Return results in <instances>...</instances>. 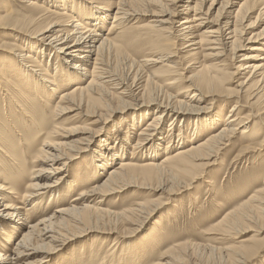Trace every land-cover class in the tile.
I'll list each match as a JSON object with an SVG mask.
<instances>
[{
	"label": "bare ground",
	"instance_id": "6f19581e",
	"mask_svg": "<svg viewBox=\"0 0 264 264\" xmlns=\"http://www.w3.org/2000/svg\"><path fill=\"white\" fill-rule=\"evenodd\" d=\"M12 1H18L23 8L17 9V5ZM176 1L183 2L180 5L181 9L178 5L173 7L174 9L169 8L170 4ZM206 2L207 0H0V63L2 70L5 67V72L13 75L19 83L18 85L10 82L5 73L0 72V110L6 114L5 119L0 111L1 116L6 120L0 121V155L2 154L8 159L0 160V228L5 224L4 226L10 232L14 231L13 236L7 241L9 244L14 237H17L15 246L8 247L4 254L0 253V264H42L48 257L46 253L59 247L64 248L68 241L75 240L76 238L72 234L90 232L91 226L89 225L100 224V222L95 223L94 221H101L104 214L109 217L115 214L86 203L85 200L88 197H92L95 201L96 197L93 198V196L99 195L101 199L97 202L101 203L104 196L121 192L130 185L141 188L148 187L155 191L162 189L163 192L168 189L171 191L168 192L169 195L176 191L188 190L193 180L198 179L197 175L200 171L213 166L222 146L231 142L232 137L239 132H242L250 141V144L241 151L240 156L244 153L264 151V136L260 138L264 129V105H261L264 101V27L249 38H244V35L247 34L246 30L254 28L258 25V21L264 17V0H243L236 11L232 9L236 2L233 0H210V6L205 9L203 6ZM217 5H219L218 8ZM154 7H158V10ZM214 8L217 9L213 12ZM257 11L259 12L254 21H250L251 15ZM111 14H113L111 25L106 33L101 34ZM148 15H152L153 20L137 24L141 19H148L145 18ZM175 16L182 19L178 21L180 22L178 23L179 27L175 31L178 32L184 44L187 43L185 47H203L205 43L208 46L205 51L209 56L210 64L206 65V63L198 61L199 65L195 68L200 69L199 71H194L191 76L177 75L174 65L169 63L175 54L174 48L164 50L158 47L153 49L154 51H147L146 55L138 62L130 60L125 51L123 60L128 63L129 72L133 66H140L139 68L149 66L154 70L151 71L153 76L157 77L162 74L168 77V81L164 83L168 88L174 87L181 81H187L188 85L182 86L178 95L193 92L189 102L175 100L173 95H167L164 100L155 98L153 90L146 89V86L148 87L146 80L144 87L146 96L141 99L140 104L135 105L142 108L150 104L153 106L154 103L157 105V110H149V114H146L148 117L151 115L153 117L149 119L143 131L138 133L139 137L133 147L131 161L123 157L122 152L121 156L117 155L114 150L115 145L113 146L110 142L114 138L115 142L118 139L113 134H108L106 138L101 139L102 143L98 144V149L90 148L91 144L97 143L100 134L106 131L107 119L119 110L129 107L125 96L129 97L135 92L127 91V86H120L125 81L119 80V76L116 77L118 70L109 64L110 59L119 60L122 55L118 52L125 50L124 44L119 43L118 45L111 35L119 29L118 38L122 39V42H126L128 31H124L125 23L128 24L135 20L137 25H133V28L137 27V30L143 32L145 37L161 38L162 45H166L170 41L169 33L172 28L168 24L175 23L172 19ZM244 41L258 43L257 46L251 44L247 47L248 45H245ZM243 48H248L251 51L242 54L243 57L237 66L238 74L244 72L243 74L249 75L244 82L238 84L235 92L240 96H245L244 93L248 94V90L252 86H256L257 92H250L244 100L237 95V100L226 118V123H223L218 132L210 133L203 141L196 140L192 144L185 143L188 142L189 136L187 137V135L189 133L191 139L194 140L201 135H195L201 129L196 130L195 123L191 127L188 125L185 127L184 124H188V121L181 115L190 111H199L196 115H202L201 110L207 108V101L211 100L209 103L216 102V100H212L214 94L228 92V90L220 88L221 84L217 75L214 74V69L218 65H222L219 60L228 52L235 56L236 52L244 50ZM37 52L42 54L38 55ZM68 63L71 64L72 69L71 67L69 69ZM72 82H75L74 87L59 91L61 86L66 88ZM259 83L262 84L259 85ZM138 84L141 88L144 86L143 82ZM126 91L130 95H127ZM39 93L42 96L40 95L37 107L40 108L42 115H38L37 107L33 108L37 102L33 96H30ZM55 95H57L58 101L53 104L50 99ZM115 99L122 103L121 108L113 107ZM201 103L205 104L201 105ZM254 107L257 110H254ZM97 108L110 109L104 114H97L96 120H93L95 124L101 122V126L97 128H90L89 124L86 127L69 126L72 124L71 122L81 116V113L85 119L88 116H94V110ZM83 109H85L84 112ZM77 110L80 111L75 112ZM156 111L160 114H155ZM70 113L74 115L68 117L67 115ZM23 114L27 117L26 121L18 122V116ZM170 114L174 116L173 119H180L182 122L178 127L176 141L183 145L179 144L180 147L171 150L176 143L174 140V143L171 144L174 138L171 136L163 150L165 154L162 161H157V158L162 154L161 141H164L159 126L163 115L169 116ZM257 116L258 119L254 121V117ZM43 117L48 119L47 124L41 122ZM144 119L142 116L141 120L131 121L127 126L128 129L134 130V124L143 123ZM124 120L126 122V119ZM9 121H12V127L18 136L22 137L23 144H25V148L18 149L19 156L14 151L13 146L18 141L12 137L11 126L7 123ZM133 122L136 123L133 124ZM173 122L171 121V125ZM220 123L221 114L214 119L207 118L208 126ZM91 124L93 123L91 122ZM38 125L47 128L46 131L40 133L42 135L40 145H44V147L42 146L44 149L31 150L26 146L29 140L25 138L24 133L16 128H25L27 133H31L36 130ZM182 125L184 127H181ZM77 133L81 136L74 138ZM130 133L129 130L123 132V136L117 144L120 143L123 146L126 142L129 143L127 136ZM56 136L61 137V140H55ZM137 145L138 147H136ZM140 146L143 147V151L145 148L144 154L146 155L148 152L149 157H145L147 159L137 163L135 161L140 156L136 157L135 154L137 155V148ZM89 148L94 152L93 156L96 158L94 162L98 168L97 179L101 178L106 166L117 161L118 165L111 167L106 176L100 179V185L94 186L89 191L90 193L82 191L72 201H68L69 204L64 203L65 206L58 207L51 214L48 204L44 206L41 201L37 200L43 196L46 198V195L52 190L54 182L58 183L63 177L58 180L50 179L65 170L73 157L76 158ZM26 157L29 161H26ZM1 169L11 170L10 174L13 173V176H9L8 173L3 175ZM17 174L28 183L23 185L25 193L20 197L24 200H21L22 202H34L30 208L26 209L13 202L12 198H17L19 192L10 182ZM61 195V191L53 195L50 194L51 203L63 201ZM164 204L166 203L157 200L150 204H140L137 208L128 211L131 216L125 214L122 216L130 220L132 217H137L135 215L137 212L146 210L148 216L144 217L143 221H139L140 224H137V229H139L146 223L144 221L158 212ZM37 208H40L39 212L42 214V218L35 221L30 211ZM138 219L139 217L136 221ZM219 225L223 227V230H220L222 237L239 232L235 238L239 239L243 236L244 238L240 239L236 245L226 247L224 250L219 249L220 255L216 261H211L209 254V258L204 261V264H253L256 257L263 256L264 236L261 237V235L264 233V188H255L249 199L241 203L234 211L226 214L219 221ZM81 226L85 228L80 231ZM92 228L103 230L107 234H112L115 231V228L114 230L100 229L98 225ZM248 232H253V235L247 237ZM0 233L8 235L6 230H0ZM114 246L115 243L112 242L110 251ZM114 248L111 252H107L104 259L106 256L112 257L113 254V259H117L116 246ZM187 250L185 244L176 245L162 253L159 257L160 260L154 264H196V262L192 263L191 258L192 254H197L196 251L190 250L191 256H189ZM104 259L99 264H110L104 262Z\"/></svg>",
	"mask_w": 264,
	"mask_h": 264
},
{
	"label": "rangeland",
	"instance_id": "374dc122",
	"mask_svg": "<svg viewBox=\"0 0 264 264\" xmlns=\"http://www.w3.org/2000/svg\"><path fill=\"white\" fill-rule=\"evenodd\" d=\"M212 1V0H211ZM221 1V0H220ZM235 2V6L232 7L234 11L238 9L240 6V3L243 2V0H233ZM17 6V9H22V5L18 1H12ZM210 0H207L206 4H204V8L207 9L210 6ZM183 2H175L173 4H170L169 8L174 9L176 5L180 6ZM219 5L216 7L218 8ZM174 7V8H173ZM158 7H154V9H157ZM217 8H214L216 11ZM181 9V6L179 7ZM22 12V11H21ZM113 12V11H112ZM259 11L253 13L251 16L250 21H254ZM112 15L109 18L108 23L104 27V31H101V34L106 33L108 31V28L111 25L112 22ZM264 16V15H263ZM145 18H148L146 20L141 19L140 22L137 24H144L151 20H153L152 15L145 16ZM177 18V19H176ZM174 20V26L169 25L170 32V41L166 45H162L161 38H148L145 37L143 32H139L137 30V27L133 28V25H137L135 23V20L130 21L128 24L125 23L124 31H128V34L126 38V42H122V39L118 38V31H116L111 37L114 40V42L122 43L124 44L123 48L125 49L120 50L118 53L122 55L121 58L118 59H111L109 60V64L113 66V68L116 67L115 70L117 71L116 77H118L119 80H124L125 83L120 84V86H127V91L133 90L135 91L133 95H130L129 92H127L128 96L126 97V103L129 107H127L125 110H119L117 113L113 114L111 118L107 119L106 125V131L100 134L99 140L97 143H93L90 145V148L98 149V144L102 143L103 138H106L108 134H113L118 137L117 141L115 142V138L110 141L111 144L115 147V151L117 152L118 156H121V152L123 153V157L129 159L131 161L132 159V151L134 145L138 141V133L143 131V128L147 125L149 119H152L153 115L151 117L146 116V114H149V110H157L156 104L153 103V106L146 105L145 107L139 108V106L135 105L137 103H141V99L144 98V87L146 84V80L148 82V87L146 86V89L153 90V96L155 98H160L159 100H164V98H167V95H173L174 99L177 100H183L184 102H189V99L193 92H188L185 94L178 93L181 91L182 86L188 85L187 81H181L180 83L176 84L174 87L168 88L164 83H166L168 80V77L163 76L160 74V76H153L151 71H154L149 68L141 67L140 66H133L131 69V72H129L130 68L128 66V63H126L123 60V55L126 53L129 55L130 60H136V62L140 61L143 56L146 55V52L149 50H153L156 47L164 50H170L174 48V56L169 60V63L174 65V70H176V74H181L182 76H191L194 71L197 72L200 69L195 68L199 64L198 61H201L203 63H206V65L210 64L209 56L206 55L205 49L208 47L205 43L203 44V47H197L192 46L185 47L186 44H184V41L180 39V35H178V32L175 30H178V21H181L177 16L172 17ZM263 20V21H262ZM262 20L258 21V25H256L254 28H249L246 30V33L244 35V38H249L251 35H254L261 31L264 27V17ZM177 21V22H176ZM260 22V23H259ZM249 23V21H247ZM246 23V24H247ZM167 25V26H168ZM122 28V26L120 25ZM4 30V29H3ZM3 33H6L5 31H1ZM167 34V33H164ZM132 36V37H131ZM1 37V34H0ZM131 37V38H130ZM130 38V39H129ZM246 41H244V44ZM258 42H252V43H246L245 45H248L247 47L251 46L253 44L254 46H257ZM252 45V46H253ZM193 48V49H192ZM244 50H239L236 52V55L233 56V53H227L226 56L221 58L220 64L214 69V74L217 75V79L221 84V89H226L228 92L223 93H217L214 94L212 100H216V102L209 103L211 100L207 101L206 109L201 110L203 113L202 115H196L197 112L190 111L187 114L181 115L183 118H186V121H188V124H184L185 127L188 125L191 127L192 124H196L195 128L196 130L201 129L200 131H197L195 135H199L196 139H191V134L189 133L187 135V140L189 143L192 144L194 141H203L206 139V137L210 133H216L220 130L223 123H226V118L228 117L229 113L231 112V109L234 106L235 101L237 100V97L240 96L235 91L238 88V84L245 81L247 78V75L238 74V68L237 66L240 64V60L243 57V53L251 51L243 48ZM126 51V53H125ZM154 51V50H153ZM187 51V52H186ZM55 52H57L55 50ZM38 55L42 54L37 52ZM117 53V54H118ZM116 54V55H117ZM241 56V57H239ZM236 57V58H234ZM118 60V61H117ZM1 61V60H0ZM117 62V63H116ZM71 63V62H70ZM68 63V67L72 69L71 64ZM139 64H141L139 62ZM134 69V71H133ZM136 69V70H135ZM138 69V70H137ZM141 69V71H140ZM144 69V70H142ZM4 72L5 76L10 79V82L12 83H19L14 78V76L8 74L5 72V67H3L2 70V64L0 63V72ZM122 72V73H121ZM140 72V73H139ZM144 72V73H143ZM123 74V75H122ZM135 74V75H134ZM140 74V75H139ZM144 74V75H141ZM137 75V76H136ZM128 76V77H127ZM147 76H149L147 78ZM135 77V78H134ZM137 77V78H136ZM142 77L141 79H139ZM138 79V80H137ZM135 81V82H133ZM121 82V81H119ZM133 82V83H131ZM139 82H143V87H139ZM262 82V81H261ZM82 83V82H81ZM136 83V85H135ZM10 84V83H9ZM133 84V86H131ZM250 84V83H248ZM262 83H259L261 85ZM75 82H72L69 86L64 88L65 86H61L59 89L60 92L63 90H66L68 88L74 87ZM136 87H135V86ZM138 85V86H137ZM138 87V88H137ZM136 89V90H135ZM256 86H252L248 90V94L244 93L245 96L242 97V100L246 99V96L250 94V92L256 93L257 90ZM264 92V90H263ZM33 93V92H32ZM129 93V94H128ZM147 93V92H146ZM145 93V94H146ZM1 94V91H0ZM156 94V95H155ZM41 93L35 95L31 94L30 96H33L35 98V101L37 102L33 108L39 106L38 102L40 100ZM238 95V96H237ZM42 96V95H41ZM45 96V95H44ZM152 96V95H151ZM162 97V98H161ZM225 97V98H221ZM51 103H55L58 101L57 95H55L53 98H51ZM264 101H262L261 105ZM53 103V104H54ZM205 103H201V105H204ZM113 107L121 108L122 103L118 100L113 101ZM258 108V103H257ZM256 107H254V110H257ZM38 115H42V112L40 108H36ZM110 109L103 108H97L95 109V115L94 116H83V113H81L79 117L70 124L69 126L72 127H86L89 124L90 128H97L101 126V122H98L95 124L93 120H96L95 118L97 114H104L108 112ZM145 110V111H144ZM249 111V109L247 108ZM1 111V110H0ZM80 110H77L75 112H79ZM85 109H83V112ZM6 119V114L1 111ZM0 112V113H1ZM52 112V111H51ZM73 112V113H75ZM73 113H70L69 116L74 115ZM155 114H160L156 111ZM221 114V123L219 125L211 124L210 126L207 125V118L212 117L214 119L218 115ZM0 114V121H6ZM78 115V113H77ZM143 116V123H136L134 124V130L128 129L127 126L131 121H137L141 120V117ZM38 117V116H37ZM174 116L163 115L162 122L159 126V131L164 136V141H161L162 143V154L157 158V161H162V158L164 157V152L166 145L170 141V137H174L171 144L174 143V140L176 141L178 136L176 134L179 132L180 119H173ZM25 114L18 116V122H24L26 121ZM132 118H134L132 120ZM126 119V122L125 120ZM173 119V120H172ZM258 119V116L255 118L254 121ZM171 121L173 122V125H171ZM224 121V122H223ZM41 122L48 123V119L44 118L41 120ZM91 122L93 124H91ZM11 126V133L13 134V139L18 141L13 146L14 151L16 152L17 156L20 155L18 153V149L25 148V144H23L22 137L18 136V134L15 132V129L12 127V121L7 122ZM127 123V124H126ZM259 123V122H257ZM21 124V123H20ZM204 124V125H203ZM210 124V123H209ZM203 125V126H202ZM183 125L181 127H184ZM212 126V127H211ZM173 127V128H171ZM127 128V129H126ZM18 131L24 133V136L26 139H28V144L26 145L31 150L34 149H44V145H40V135L41 132L46 131V127H43L41 125H38L36 130L27 133L25 128H16ZM129 130L130 133L127 136V141L129 143L123 144V146L118 142H120V138L123 136L124 130ZM208 129V130H207ZM6 130V129H5ZM8 133V131L6 130ZM135 132V134H134ZM80 133V132H79ZM75 134L74 138H77L78 136H81V134ZM133 134V135H132ZM77 135V136H76ZM132 135V136H131ZM130 136V137H129ZM264 136V129L260 134V138ZM141 137V136H140ZM24 138V139H25ZM61 137L56 136L54 137L55 140H61ZM112 138V137H111ZM259 138V139H260ZM191 139V140H190ZM157 140V139H156ZM230 143V144H229ZM225 147L222 146V151L220 150V153L218 155V158L216 160V163L206 169H202L200 173L197 175L198 179L193 180V182L190 184V188L188 190H185L183 192L176 191L174 194L169 195L171 191L168 189L163 192L162 189L160 190H151L150 188H141L139 186H127L125 190H121V192H114L112 194H108L107 196H104L102 199L103 202H97L101 199L99 195L93 196L96 197V200L94 201L92 197H88V199L85 200L86 203H90V205L104 209L106 211H110L113 216L105 215L102 216L101 221H94L100 222V224H92L91 230L89 228L90 232H82L77 234H72L75 240L68 241L64 246V248H57L52 252L46 253L48 256L46 258V261L42 264H99L101 260L104 259V256L107 254V252L110 251V247L112 245V242L115 243L116 246V256L117 259H113V256H106L104 259V262H109L110 264H154L158 262L160 259V255L167 251L170 248L175 247L176 245L185 244L188 248L187 254L191 256L190 250L193 251V249L196 251L197 254H192V263L196 262V264H204V261L208 260L209 254H210V260L216 261L219 258L220 250H224L226 247H231L233 245L238 244V241L243 237L237 239V235L239 232L230 233L227 237H222L220 230H223L222 226H218L219 221L228 213L235 210V208H238L239 205L243 202H246L250 195L252 194L253 190L255 188H264V151L259 152H251V153H240L243 149H245L246 145L250 144V141L242 134V132L237 133L235 136L232 137L231 142H229ZM183 145L181 143H174V148L171 150H174L175 148L180 147V145ZM149 145V144H147ZM179 145V146H177ZM40 146V147H39ZM43 146V147H42ZM125 146V147H124ZM121 147V148H120ZM138 147V145L136 146ZM33 148V149H32ZM88 149L86 152L73 157L72 160L69 161V165L65 170H63L59 175L53 176L50 180H58L60 177H63L58 183L54 182V186H52V190L45 196H43L41 199L37 200L38 202L41 201L44 206L48 204V209L50 210V213L52 214L58 207L65 206V204L68 203V201H72L76 196H78L82 191H89L96 185H100V179L102 177H105L108 173L107 171L113 167L118 165V161L106 166L105 170L103 171V175L100 179H97V166H95L94 160V152L91 149ZM120 150V151H119ZM143 147L140 146L137 148V155L140 156L139 159H137L135 162L141 163L144 159H147L149 157L148 152L146 155L144 154ZM147 151V150H146ZM134 152V151H133ZM161 152V151H160ZM147 157V158H145ZM8 160L6 157L0 155V160ZM26 157V161H29V159ZM134 159V158H133ZM88 164V165H87ZM47 166V165H46ZM1 172L3 175L6 173L9 174V176H13V173L10 174L12 171L9 169H1ZM56 173V172H55ZM7 174V175H8ZM66 176V177H65ZM67 178V179H66ZM49 179V178H48ZM67 180V181H66ZM70 180V181H68ZM11 185L15 186V188L18 190L19 194L17 198H12L14 203H16L19 206H24L26 209L30 208L34 202L26 201L22 202V196L25 193V187L23 185H27V181L25 179H22L20 175H15L10 182ZM62 187V188H61ZM61 191L62 195L61 198L64 201L54 202L51 203L52 197H50V194H55ZM169 192V193H168ZM168 193V194H167ZM196 199H195V198ZM50 198V199H49ZM22 200V201H21ZM161 201L164 204L158 212L153 214L148 220H145L146 222L143 226H141L139 229H137V224H140L139 221H143L144 217L148 216V213L146 210H142L137 212L135 214L139 219L136 221L137 217H132L130 220L124 218L122 215L125 214L126 216H131V214L128 213L129 210L137 208L140 204H150V202L153 201ZM36 201V202H37ZM21 202V203H20ZM65 203V204H64ZM69 204V203H68ZM40 209V208H39ZM37 209H30L31 215L35 218V221L42 218V214ZM37 210V211H36ZM35 212V213H34ZM39 212V213H38ZM136 212V211H135ZM115 215V216H114ZM117 215V216H116ZM44 216V215H43ZM111 218V219H110ZM119 218V219H118ZM111 220V221H110ZM113 220V221H112ZM118 220V222H117ZM148 221V222H147ZM93 222V223H94ZM5 225V224H4ZM1 225L0 230H6L8 235H4L0 233V253L4 254L8 247H12L16 245V239L17 237H14L11 240V243L9 244L7 241L10 237L13 236L14 231L10 232L5 226ZM100 227V229H112L115 231L112 234L104 233L103 230L94 229L93 226ZM85 228L84 226H81L79 229L80 231ZM135 229L136 231H134ZM78 230V231H79ZM106 230V229H104ZM88 233V234H87ZM86 234V235H85ZM85 235V236H84ZM253 235V232H248L246 234L247 237H251ZM264 236V233L261 235V237ZM114 246V247H115ZM112 247L111 251L115 248ZM220 249V250H219ZM110 251V252H111ZM264 253V252H263ZM262 253V254H263ZM135 254V255H134ZM135 257V258H133ZM194 258V259H193ZM198 260V261H196ZM255 260V261H254ZM253 260V264H264V254L263 256H258ZM139 261V262H138Z\"/></svg>",
	"mask_w": 264,
	"mask_h": 264
}]
</instances>
